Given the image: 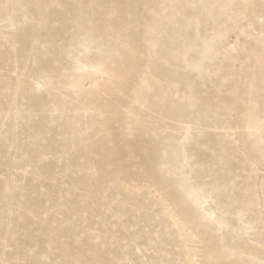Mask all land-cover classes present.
I'll return each mask as SVG.
<instances>
[{
    "label": "rangeland",
    "instance_id": "1",
    "mask_svg": "<svg viewBox=\"0 0 264 264\" xmlns=\"http://www.w3.org/2000/svg\"><path fill=\"white\" fill-rule=\"evenodd\" d=\"M262 58V0H0V264H262Z\"/></svg>",
    "mask_w": 264,
    "mask_h": 264
},
{
    "label": "snow or ice",
    "instance_id": "2",
    "mask_svg": "<svg viewBox=\"0 0 264 264\" xmlns=\"http://www.w3.org/2000/svg\"><path fill=\"white\" fill-rule=\"evenodd\" d=\"M262 4H264V0H262ZM192 7H196V6H192ZM213 7H216V6L213 5ZM225 7H235V5H225ZM83 46H91V45L88 43L87 40H85ZM257 88L259 89V96H260L261 104L264 105V58H262V62H261V73H260L259 82L257 83V81L253 79L248 86V90L246 93V100L248 101L249 104H251L254 101ZM248 227H249V230H251L252 226L249 225ZM261 228H264V222L261 223ZM224 251L227 252V249H224ZM69 264H85V262H69ZM93 264H125V262L96 261V262H93ZM126 264H134V262L129 261V262H126ZM214 264H230V262L226 260H220V261L214 262ZM262 264H264V262H262Z\"/></svg>",
    "mask_w": 264,
    "mask_h": 264
}]
</instances>
